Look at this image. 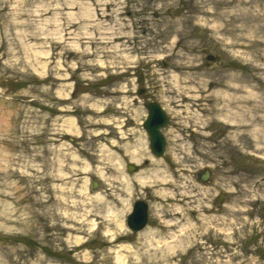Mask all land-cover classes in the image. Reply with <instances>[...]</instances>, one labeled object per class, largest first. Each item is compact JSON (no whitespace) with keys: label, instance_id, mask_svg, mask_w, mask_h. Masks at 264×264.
<instances>
[{"label":"rangeland","instance_id":"374dc122","mask_svg":"<svg viewBox=\"0 0 264 264\" xmlns=\"http://www.w3.org/2000/svg\"><path fill=\"white\" fill-rule=\"evenodd\" d=\"M222 75L264 104V0H0V264H118V250L122 264H264V120L249 125L242 107L207 125L208 94L231 93L209 87ZM152 100L169 116L161 156L143 125ZM241 119L253 136L223 143ZM138 139L160 162L143 154L129 171L123 144ZM110 140L130 191L96 172ZM155 167L170 201L135 178ZM99 193L116 210L130 201L124 228L98 211ZM137 200L149 218L135 232Z\"/></svg>","mask_w":264,"mask_h":264},{"label":"bare ground","instance_id":"6f19581e","mask_svg":"<svg viewBox=\"0 0 264 264\" xmlns=\"http://www.w3.org/2000/svg\"><path fill=\"white\" fill-rule=\"evenodd\" d=\"M224 76H226V75H224ZM219 84L223 85V87L226 89H230L231 93H222V92L217 91L215 96L211 93L208 94V97H207L208 103L206 104V107L209 109V114L210 113L211 114L209 115V118L207 119V125L210 126L214 122L216 117L221 116V114L218 113V111H223V110L226 111V109H227L230 113H233V115L236 116V113L238 111H240L242 109V107H247L248 110L246 112L250 113V117L248 118L249 120L241 119L239 121L238 125L236 126L237 128L235 129V133H233L234 135L232 134V132L231 133L229 132L227 137L224 138L223 143H225V142L232 143V141L229 140L230 137H232V138L237 137L240 140V142H241V140H246L249 135L253 136V131L249 130L248 127L242 128V126L244 124V120H246L245 121L246 123H248V121H249V125L250 124H256V123H259L261 120H264V113L263 114L260 113L264 107V104H263V102H261V100L252 102V98L250 99L249 97H247V99H244V98L240 97V95H237V93L239 91H238V89H236L235 84L233 82H230L226 77L223 78V75L219 79L214 78V79L209 80V87L216 86ZM180 95L181 94H179V93L177 95L175 94L176 98H173V101L175 103L184 99V96H182V95L180 96ZM179 96L181 97L180 99L178 98ZM152 101H154V100H152ZM152 101H149V102H152ZM234 107L237 109V111H231V110H233ZM241 112H243V111H241ZM224 119H225V122H224ZM219 120L223 121L221 125L224 128H226L227 131L229 130L228 126H232L233 124H235V122L232 121V118L230 117V115H228L227 113H224ZM226 120H227V122H226ZM229 121H231V122H229ZM74 122L75 121L71 120V119L66 120V124H67L66 131L71 132V133L79 132V129ZM99 123H102V121ZM245 125H247V124H245ZM144 128L147 132V128L145 126H144ZM147 134H148V132H147ZM148 136H149V134H148ZM125 137H127V136L125 135ZM176 139H177V137L172 139V141H171V145H170L169 150H168L169 155H175V153L177 151V147H175L176 146ZM110 141H111V144L109 147H107L108 148L107 151L105 149V145H103L102 148L100 149V152L98 154H94L95 155L94 160L98 163V166H97L98 168L96 169V172H97L99 177H102L105 180H109L110 182H108V184L110 186L113 185V181H120L122 186L127 191H130V189L133 185V183L131 182L132 179H131V177H129V175L125 171L124 162H121V161H119V159H116L115 152L113 151V149L116 148V146H118L119 144L117 143L116 140H110ZM149 142H150V148H151L150 138H149ZM144 144H145V141H143L141 143L140 139L137 140V143L135 145H130L128 142H126V144L125 143L123 144V147L126 149L127 155L130 158L129 159L130 162L127 164V168L130 165L132 166L131 170H130V168H128L129 171H138L136 169L137 166L134 163H141V164L145 163L147 158L144 159L143 154L149 156L148 160L152 164L160 162V160L158 158L152 156V154L149 151H143L142 146ZM241 144L242 143H240V144L237 143L238 147L242 151L241 147L244 145L243 144L241 145ZM146 149H147V147H146ZM151 150H152V148H151ZM240 150H239V152H240ZM152 152L154 153L153 150H152ZM154 155L159 156L155 153H154ZM75 159H77L76 155H75ZM89 166L90 165H88V164L84 165V170H87V168ZM107 172H110L112 177H110V176L108 177ZM168 176H169V174H168L167 169L155 167L152 169H148L147 171L140 170L136 174L135 178L137 179V181L140 185H145V184H148L151 182V183H153V185L157 184L159 187H162V188L153 190L152 192H154L155 195L159 198L164 199V197L166 196L165 198L170 201L171 198H173L175 196V194H173V192L171 190H169L168 187H166V186H170V181H171V178L170 177L168 178ZM94 183L96 184V182H94ZM87 185H88V181L85 182V188H84L85 192L87 190ZM163 187H166V188L163 189ZM111 189H112V187H109V191ZM93 198L96 201H98V203L100 205L101 209H98L99 212H101L102 208L105 206L104 208H106V210H105L106 212L103 215L107 218L109 217L112 221H115L118 227L124 228L123 215H124V213H126V211L128 212V210L131 207V203H130V201H128V199H123L124 200L123 207L116 210L113 208V206H107L110 204V202L108 200V195H102L99 193V194H96ZM132 208H134V206ZM173 210H175V209H173ZM174 214H175V212H174ZM95 224H96V222H92V226H91L92 229L96 228ZM138 231H135V232H138ZM106 233L108 235H110L113 239L115 238V233L112 232L111 230H109V229L106 230ZM121 249H127L128 250V249H130V245H126L125 247H121ZM169 249L173 250L172 247ZM117 253H118V255H117L118 264H122V262L125 261L124 255L120 252V250H118Z\"/></svg>","mask_w":264,"mask_h":264},{"label":"water","instance_id":"95a60500","mask_svg":"<svg viewBox=\"0 0 264 264\" xmlns=\"http://www.w3.org/2000/svg\"><path fill=\"white\" fill-rule=\"evenodd\" d=\"M148 117L144 123L147 128L149 138L151 140V148L157 155H162L165 150V137L162 128L168 124L169 117L164 111L163 107L156 101L147 103ZM131 165L128 167L131 170ZM209 173L203 175L205 180ZM148 219V205L142 200H138L134 204L133 212L129 215L127 220L128 226L133 231L142 229Z\"/></svg>","mask_w":264,"mask_h":264}]
</instances>
